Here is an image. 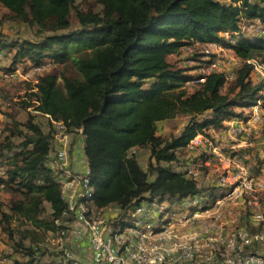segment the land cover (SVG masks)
Instances as JSON below:
<instances>
[{
  "label": "trees",
  "instance_id": "1",
  "mask_svg": "<svg viewBox=\"0 0 264 264\" xmlns=\"http://www.w3.org/2000/svg\"><path fill=\"white\" fill-rule=\"evenodd\" d=\"M93 1L97 7L80 8L76 0H0L6 8L0 26L5 19L28 23L39 36L0 38V55L4 49L10 61L5 70L60 65L58 72L38 74L14 110L3 111L0 230L25 257L11 264H35L45 256L47 233L64 227L67 218L59 171L48 164L52 124L36 114L82 133L91 200L96 207L117 206L113 222L127 224L138 203L205 191L183 168L178 150L196 134L207 137L210 127L241 118L236 108L264 99V84L253 80L247 61L264 60V34L242 30L255 19L264 27V0ZM213 42L241 61L232 81L225 71L212 70L187 84L202 76L193 69L216 54L194 52L189 59L200 61L194 68L174 67L168 54ZM19 111L27 112L24 120ZM179 114L186 121L177 133H157L158 122ZM140 147L148 150V169L136 157Z\"/></svg>",
  "mask_w": 264,
  "mask_h": 264
},
{
  "label": "built area",
  "instance_id": "2",
  "mask_svg": "<svg viewBox=\"0 0 264 264\" xmlns=\"http://www.w3.org/2000/svg\"><path fill=\"white\" fill-rule=\"evenodd\" d=\"M242 30L264 34L258 19L242 25ZM223 36L228 38L229 33L224 32ZM216 48L222 47L217 42L208 44L202 50L204 57L208 58ZM247 61L252 71L264 79V61L259 58ZM220 63L217 57L211 60L206 65L207 70L200 72L202 76L191 83L203 81V75L212 70L225 71L226 80L232 79L233 73L222 69ZM0 75L5 80L14 79L21 75L20 66L0 70ZM262 82L264 84V80ZM261 96H264V87ZM262 101L259 98L252 105L247 118L234 119V124L220 138L249 137L261 120ZM45 116L52 124L53 138L65 140L69 130L63 121ZM202 139V134H196L187 144L200 146ZM262 145L253 170L244 165L246 152L237 153L231 144V152L224 155L221 148L213 145L204 152L216 156L218 161L226 160L233 169L221 168L216 180L201 193L180 199L159 197L134 205L126 218L129 219L127 224L114 223L116 215H104V208L112 205L96 207L93 204L88 170L85 174H73L72 180L80 188L74 200H65L64 227L46 236V242L57 253L53 261L56 262L52 264H264V139ZM71 159L65 146L54 152L58 169L66 173H69ZM205 162L201 160L187 173L196 176ZM59 180L61 185L70 183L61 176ZM87 245L89 251L84 253Z\"/></svg>",
  "mask_w": 264,
  "mask_h": 264
},
{
  "label": "rangeland",
  "instance_id": "3",
  "mask_svg": "<svg viewBox=\"0 0 264 264\" xmlns=\"http://www.w3.org/2000/svg\"><path fill=\"white\" fill-rule=\"evenodd\" d=\"M76 5H78L80 8H87L89 5L95 6V2L93 0H76ZM97 7V6H95ZM4 14L0 10V17ZM70 21L72 25H75V19H74V11H71L70 15ZM7 37H19V38H28V39H36L38 38V32L36 27L28 24V23H21L17 21H11L9 19H5L3 24L0 26V38H7ZM206 47L204 44H194L192 47H185L183 49H179L178 51L171 52L168 54V59L171 62V64L174 67H185L188 66L189 68H194L197 64H200V61H192L190 60V56L198 51L200 52ZM3 52L5 50L3 49ZM212 53H215L218 59L221 60L220 67L222 69L233 71L237 68L240 64V59L237 56H234L233 53L230 50H227L225 48L221 49H212ZM259 59L263 60L262 57H259ZM264 61V60H263ZM9 59L6 58L5 53H1L0 55V70L3 71L9 64ZM20 66V72L21 75H17L14 79L11 80H5L0 75V115H2L3 119H0V130L2 128V124L4 120L6 119L4 115V110H14L12 107H14L15 101L18 98L24 97L25 92H27V84L33 85L36 82V78L38 74H42L47 71L54 70L55 72H58L60 69V65H54L51 62H48L43 65V67L40 70H35V67H29L27 63L19 64ZM200 67L195 72H203L207 70L206 63H201L199 65ZM264 72V70H263ZM194 73V72H193ZM263 77L260 76L259 73L253 72V80L256 82L262 81ZM231 80V79H230ZM228 80L229 82H231ZM187 84H194V83H187ZM9 97H11L9 99ZM263 102V101H262ZM264 105V103H263ZM21 111H19L20 113ZM23 112V111H22ZM25 113H22L26 116ZM18 113V117L20 118ZM186 117L184 115H177L175 118L162 121L160 123V130H164L162 133L163 135H167L170 133H177L182 125L185 123ZM209 139L212 140V143H214L215 139L211 137V135L207 136ZM217 144V142H216ZM204 149V148H203ZM203 149L199 150L203 152ZM186 150L179 149L178 153L180 156L184 155ZM136 157L139 159V162L141 163V166L144 169H148V159L149 155L148 150L146 148H138L135 150ZM203 154V153H202ZM203 169V167H200V170ZM248 226L250 224H247ZM44 246L48 248L47 254L45 256L39 257L35 263L43 264L47 260V255L56 254L53 247L50 246L48 242L44 239ZM13 260H25L24 254L22 251L14 250L11 245L7 241V237L4 232L0 230V264H11ZM53 261L51 262V264ZM45 264V263H44ZM50 264V263H47Z\"/></svg>",
  "mask_w": 264,
  "mask_h": 264
},
{
  "label": "crops",
  "instance_id": "4",
  "mask_svg": "<svg viewBox=\"0 0 264 264\" xmlns=\"http://www.w3.org/2000/svg\"><path fill=\"white\" fill-rule=\"evenodd\" d=\"M0 10L2 12H5L6 8L0 4ZM1 53H3V51ZM193 71L195 72L196 69H193ZM196 73H199V72H196ZM263 101H264V99H263ZM263 103L264 102H262V104L260 105V108H259L261 120L256 125L255 131L252 132V134L249 137H247L245 135H239L236 138H227V139H221L220 138V136L222 134H224V132H227L228 128L234 124V119H236V118H232L229 120H225L223 122L222 126L216 127L214 125L208 129V133L211 135L212 138L215 139L214 144H212L207 137H204L202 135V137L204 138V139H202V143H203L202 145L192 147L191 145L187 144L185 147L182 148V150H184V151L186 150L185 154L181 156L183 158V160H185L184 162H182V163H184L183 168L185 170L194 169L196 166H198V163L201 160L206 161L205 162L206 165L203 166V169L197 170V174L195 176L198 179L199 184H203V185L207 186L208 184L215 181L216 178L218 177L219 170L221 168L229 167V168L233 169V166L229 165L226 160L218 161L216 156H213L212 154H206L207 152L206 153L204 152V151H207V149H209L213 145H216V146H218V148H221L222 153L224 155H228L231 152L229 149L231 144L236 147L235 151L237 153H240L241 151L246 152L247 158L244 160V162H245L244 165L248 169L253 170V168L255 167V164L258 160V155H259L260 151L263 149V145H262V140L264 139V105H263ZM251 107L252 106L243 107V108L241 107V108H236V110L242 111L243 116L241 118H247L251 114ZM31 112L33 114H36V112H34V111H31ZM22 113H25V112L21 111L19 113V116H20L21 120H24L27 116V112H26V116ZM36 115H37L36 118L40 121H42L43 118L46 117L44 115L42 116L40 113L36 114ZM2 117L3 116L0 115V119ZM167 120H170V119H167ZM163 121H166V120H163ZM161 122L162 121L158 122V124H157V133L158 134H162L165 130V129L164 130L159 129ZM216 142H217V144H216ZM83 144H84V137L80 131L69 132L65 140H59L57 138L52 139V146H51V152L49 153L48 164L53 169L59 171V175L64 180L70 182L69 184L62 185V194H63V197L66 201H69L71 199L74 200L76 198V194L80 188V185L72 180V175L76 174V173L85 174L88 170L87 160H86V157H85L84 152H83ZM60 146L67 147L68 151L71 153L72 159L68 165V172L69 173H66L64 170L58 169L56 162L54 160V152ZM201 149H203V152L205 154H202L203 152L199 151ZM138 161H139V159H138ZM69 174H71V175H69ZM2 196H4L3 193H2ZM103 211H104V215L106 217H114L119 212V209L116 208L115 206H108V207H105ZM48 234L49 233H47V235ZM45 240H46V237H45ZM51 247H53V246H51ZM84 250H85L84 253L89 251L88 245L85 247ZM47 256H48L46 259L47 261L44 262L45 264L51 263V261H54L57 258V253L55 255L51 254L50 256L49 255H47ZM55 262H53V263H55ZM35 264H38V263H35Z\"/></svg>",
  "mask_w": 264,
  "mask_h": 264
}]
</instances>
